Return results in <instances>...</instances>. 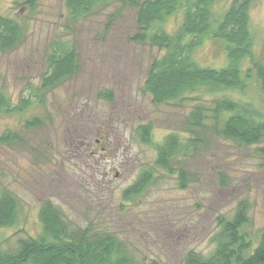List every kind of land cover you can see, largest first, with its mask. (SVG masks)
I'll use <instances>...</instances> for the list:
<instances>
[{
    "label": "rangeland",
    "instance_id": "rangeland-1",
    "mask_svg": "<svg viewBox=\"0 0 264 264\" xmlns=\"http://www.w3.org/2000/svg\"><path fill=\"white\" fill-rule=\"evenodd\" d=\"M65 1L37 0L32 10L25 0H0V14L16 19L25 36L15 50L0 51V87L14 107L32 101L21 113L0 116V137L6 131L17 137L0 145V192L6 189L19 200L22 221L15 229L0 230V244L6 247L8 236L9 245L19 237H37L47 201L80 227L112 229L144 264H181L190 251L207 255L218 220L230 218L241 201L249 206L248 230L256 236L264 227V160L256 148L207 132V145L184 162L194 181L181 189L178 175L154 166L155 146L169 135L184 142L191 138L187 116L198 104L209 106L212 98L191 94L155 105L144 86L151 64L164 51L131 41L139 33L137 9L124 0H106L92 17L74 23ZM234 1L215 0L213 16H222ZM183 12L164 24L168 33L177 30ZM250 31L262 58L264 0L251 3ZM63 48L76 53L77 71L42 92L49 58ZM225 48L207 40L193 57L203 68L222 69L228 65ZM254 87L232 95L264 112V98ZM103 93L112 100L102 99ZM141 124H152L151 144L136 138ZM145 169L152 171L151 184L132 201L122 200L123 190Z\"/></svg>",
    "mask_w": 264,
    "mask_h": 264
},
{
    "label": "trees",
    "instance_id": "trees-1",
    "mask_svg": "<svg viewBox=\"0 0 264 264\" xmlns=\"http://www.w3.org/2000/svg\"><path fill=\"white\" fill-rule=\"evenodd\" d=\"M25 1L34 10L37 0ZM124 1L137 9L139 33L131 41L149 43L164 51L163 56L151 64L144 86L152 102L157 106L176 103L191 94L212 98L209 106L198 104L187 116L186 126L191 128V138L184 142L179 135H169L155 146L156 169L173 177L178 175L180 188L186 189L194 177L188 173L184 162L196 151H202L207 145L204 135L211 131L223 142L256 148L255 153L264 160V146L261 147L264 112L257 104L240 97L236 100L232 95L245 93L256 86V91L264 98V46L263 57L258 58L250 31L253 0H236L227 12L217 17L212 14L215 0ZM104 2L106 0H66L65 8L76 23L92 17L95 8ZM183 9L181 24L173 34L168 33L164 24ZM23 30L16 19L0 14V51L10 52L18 48L24 41ZM207 40L226 45L228 65L225 68H203L194 60V52ZM245 63L249 65L246 68ZM77 67L74 51L65 48L61 54L51 55L41 77L42 92L70 79ZM100 97L112 100L109 93ZM31 102L21 100L20 106L14 107L0 87V116L21 113L31 107ZM32 121L38 122L36 119ZM152 131V124H141L135 135L141 143L148 145L151 144ZM15 141L17 137L10 131L0 137L2 146ZM151 172L150 169L142 170L136 181L123 190L122 200L130 202L140 196L152 182ZM20 214L19 200L3 189L0 192V230L18 227L22 222ZM38 219L41 230L37 237H19L14 245H9L11 237L8 236L4 242L6 247L0 244V264H144L131 254L112 229L100 232L91 225L80 227L67 220L51 201L43 203ZM249 221V206L241 201L230 218L218 220V230L212 240L213 250L207 255L190 251L181 264H264V227L254 236L248 230Z\"/></svg>",
    "mask_w": 264,
    "mask_h": 264
}]
</instances>
